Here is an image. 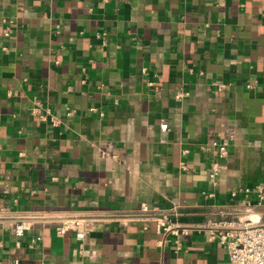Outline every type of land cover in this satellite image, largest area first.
Instances as JSON below:
<instances>
[{"label":"crops","instance_id":"0c3cea01","mask_svg":"<svg viewBox=\"0 0 264 264\" xmlns=\"http://www.w3.org/2000/svg\"><path fill=\"white\" fill-rule=\"evenodd\" d=\"M262 182L264 0H0V210L121 219L0 223V264H229L207 226Z\"/></svg>","mask_w":264,"mask_h":264},{"label":"built area","instance_id":"2783aa9c","mask_svg":"<svg viewBox=\"0 0 264 264\" xmlns=\"http://www.w3.org/2000/svg\"><path fill=\"white\" fill-rule=\"evenodd\" d=\"M91 111H94V109ZM219 152V158H223L227 153L226 147L220 146ZM220 168L219 162L212 164L209 174L212 180L218 177ZM236 194H243L246 197L255 195L257 200L254 204H249L244 212L231 211L222 213V217L229 216L231 219L211 223L207 226V229L210 236L216 239L220 246L227 251L229 264H264V182L254 188L238 190L233 195L236 196ZM142 212L150 214L152 211L147 206H144ZM177 216L178 214L174 210L173 213L148 218L156 221L159 234L168 233L178 237L186 232V228L176 221ZM243 217H246V219H242ZM118 220L121 219L109 216L79 215L56 218L45 216L10 218L0 210V223H14L15 235L19 238L23 237L36 224L53 225L56 235L59 237L64 236L68 232H77L85 236L98 223Z\"/></svg>","mask_w":264,"mask_h":264}]
</instances>
